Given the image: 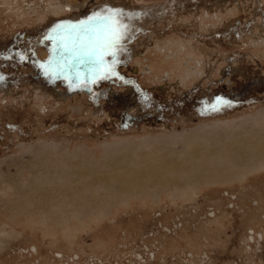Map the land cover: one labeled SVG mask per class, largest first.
Segmentation results:
<instances>
[{
	"label": "rangeland",
	"instance_id": "374dc122",
	"mask_svg": "<svg viewBox=\"0 0 264 264\" xmlns=\"http://www.w3.org/2000/svg\"><path fill=\"white\" fill-rule=\"evenodd\" d=\"M0 264H264V0H0Z\"/></svg>",
	"mask_w": 264,
	"mask_h": 264
},
{
	"label": "bare ground",
	"instance_id": "6f19581e",
	"mask_svg": "<svg viewBox=\"0 0 264 264\" xmlns=\"http://www.w3.org/2000/svg\"><path fill=\"white\" fill-rule=\"evenodd\" d=\"M242 135H243V134H242ZM242 135H241V136H242ZM247 135H248V134H247ZM244 137H246L245 133H244ZM241 139H242V138H241ZM243 140H244V139H243ZM194 143H196V142H194ZM197 143H199V142H197ZM244 143H245V144L250 143L251 146H252V149H255V147H256V144H254L253 141H252L249 137H248V138L246 137V139L244 140ZM193 145H194V144H193ZM200 150H201V152L204 153V152L208 151V148H201ZM209 150H210V149H209ZM201 152H200V154H201ZM255 153H256V152H255ZM220 154L223 155V154H225V152L220 153ZM201 156H202V155H201ZM158 167L160 168V167H163V166H158ZM158 167H157V168H158ZM177 167H178V166L173 165V164H172V165H166V166H165V169H164V170H165L164 173H165V174H170V173L172 172V173H171V177H172L173 179H176V175L179 173ZM159 168H158V169H159ZM159 170H161V168H160ZM162 170H163V169H162ZM156 172H157V171H156ZM160 172H161V171H160ZM160 172L158 171V173H160ZM92 175H94L95 177L98 176V177L101 178V176H100L99 174H96V173L93 172V171H89V172L86 171V172L83 173V175H82L81 177H82L83 180H88V182L91 183V182H93V180H94V178H95V177L92 176ZM58 178H59V177H58ZM59 180H61V178H60ZM123 192H124V191H123ZM55 197H56V196H55ZM65 197H66V196H65ZM66 199H67V198H66ZM64 200H65V199H64ZM72 205L75 206L76 204H75V205L72 204ZM60 207H61V206H60ZM79 208H80V207H79ZM78 211H79V210H78ZM81 213H82V211H81Z\"/></svg>",
	"mask_w": 264,
	"mask_h": 264
},
{
	"label": "snow or ice",
	"instance_id": "6c2138e0",
	"mask_svg": "<svg viewBox=\"0 0 264 264\" xmlns=\"http://www.w3.org/2000/svg\"><path fill=\"white\" fill-rule=\"evenodd\" d=\"M95 19H96L97 23L103 24L105 22V20H107L108 18L97 16Z\"/></svg>",
	"mask_w": 264,
	"mask_h": 264
}]
</instances>
